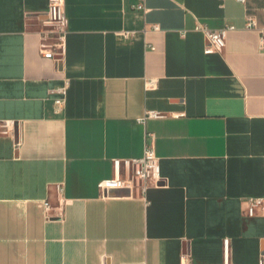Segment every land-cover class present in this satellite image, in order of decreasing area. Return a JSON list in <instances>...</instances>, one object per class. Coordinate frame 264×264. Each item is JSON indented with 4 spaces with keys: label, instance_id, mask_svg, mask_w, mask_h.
<instances>
[{
    "label": "crops",
    "instance_id": "obj_1",
    "mask_svg": "<svg viewBox=\"0 0 264 264\" xmlns=\"http://www.w3.org/2000/svg\"><path fill=\"white\" fill-rule=\"evenodd\" d=\"M48 3L0 0V264H222L226 238L233 264H264L246 203L264 198V0H66L59 61L40 54ZM198 22L234 27L223 53ZM146 145L164 182L104 196Z\"/></svg>",
    "mask_w": 264,
    "mask_h": 264
},
{
    "label": "built area",
    "instance_id": "obj_2",
    "mask_svg": "<svg viewBox=\"0 0 264 264\" xmlns=\"http://www.w3.org/2000/svg\"><path fill=\"white\" fill-rule=\"evenodd\" d=\"M246 3L247 0H238ZM139 10L145 9V5L138 4L135 6ZM69 19L66 11V0H49L48 11L46 17L41 22L40 35V54L43 57L52 58L56 61L61 59L64 52V40L68 32ZM258 27L256 18L250 14L247 15V28L253 29ZM157 29L158 26H155ZM233 26H226L222 29L212 30L206 25L198 22L196 30L202 32L208 44L205 48L207 54L223 53L226 47V39L228 32ZM261 48H264V38L261 41ZM69 81L65 79L64 84L56 88L55 92L59 94L55 103L62 107L66 102ZM157 81L155 79H147L145 82L146 90L155 89ZM184 113H178L175 116L181 117ZM165 115L157 111H147L143 117L139 119L141 123H145L149 118H163ZM11 132L10 123H0V135H7ZM113 177L109 183L103 187L105 192L109 190H128L130 196L147 197L148 190L151 186H160L165 178L161 174L159 158L153 145H146L142 157L115 159L113 161ZM60 205L57 207L60 212L63 211L62 198L63 188L57 186ZM247 212L249 216H256L259 210L264 208V198H250L247 200ZM44 213L50 218V211L53 206L49 200L42 203ZM124 264H147V263H124ZM180 264H190L188 256L181 257ZM222 264H233L230 255V240L224 239V259Z\"/></svg>",
    "mask_w": 264,
    "mask_h": 264
},
{
    "label": "water",
    "instance_id": "obj_3",
    "mask_svg": "<svg viewBox=\"0 0 264 264\" xmlns=\"http://www.w3.org/2000/svg\"><path fill=\"white\" fill-rule=\"evenodd\" d=\"M126 191H128V190H126ZM129 192V191H128Z\"/></svg>",
    "mask_w": 264,
    "mask_h": 264
}]
</instances>
